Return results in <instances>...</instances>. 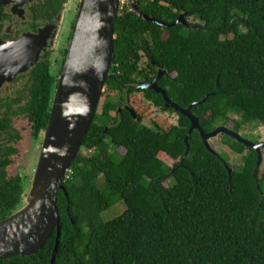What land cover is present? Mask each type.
<instances>
[{"label":"trees","instance_id":"1","mask_svg":"<svg viewBox=\"0 0 264 264\" xmlns=\"http://www.w3.org/2000/svg\"><path fill=\"white\" fill-rule=\"evenodd\" d=\"M135 5L165 23L185 13L186 26L164 28L120 10L114 20V75L106 82L111 91L134 80L138 51L146 44L169 76L158 85L173 102L185 109L208 95L191 109L205 133L229 123L238 135L248 125H264V0H136ZM190 17L197 22L189 23ZM35 71L32 99L22 110L33 141L46 128L56 87L47 63ZM143 92L154 106L172 112L163 108L160 94ZM117 106L105 100L96 112L64 191L57 193L61 239L54 264H264V175L255 170L256 152L223 134L222 144L241 155V164L228 175L226 156L206 151L197 131L188 134L186 117L166 131L124 112L106 125ZM11 128L9 118L0 119V220L21 208L27 189L22 176L6 173L20 140ZM120 148L123 155L116 152ZM120 202L125 210L119 216L102 219ZM54 239L52 234L36 254L0 264H50Z\"/></svg>","mask_w":264,"mask_h":264},{"label":"water","instance_id":"2","mask_svg":"<svg viewBox=\"0 0 264 264\" xmlns=\"http://www.w3.org/2000/svg\"><path fill=\"white\" fill-rule=\"evenodd\" d=\"M41 0H0V6L21 5ZM120 11V0H80L78 13L72 28L66 58L58 79L45 130L42 133L40 153L23 205L17 211L0 220V260L11 257L36 254L47 240L55 234L50 264H54L61 239V221L57 206V193L64 191L63 181L70 171L76 156L81 150L85 137L97 112L98 104L113 66L114 20ZM137 17L164 28L176 25L186 26V14H180L172 23L157 21L142 14L135 4L130 10ZM164 71L146 85H139L158 93L164 108L175 110L189 120L188 134L197 131L206 151L218 154L210 147L208 140L224 134L232 137L246 148L256 152L255 170L261 163V147L254 144L227 127L221 126L205 133L199 119L192 115L191 109L202 101L182 109L173 103L167 92L158 87ZM213 94V93H212ZM131 116L135 114L130 110ZM185 155L188 153V136L184 138ZM228 175L231 169L227 166Z\"/></svg>","mask_w":264,"mask_h":264},{"label":"flooded vegetation","instance_id":"3","mask_svg":"<svg viewBox=\"0 0 264 264\" xmlns=\"http://www.w3.org/2000/svg\"><path fill=\"white\" fill-rule=\"evenodd\" d=\"M48 1L41 0L27 2L21 5L8 4L0 6V119L9 118L11 129L15 132H17L15 123L16 121H21L19 119L27 121L30 133L32 132L27 115L22 110L26 103L32 99L31 89L35 85L37 77V71L35 70L38 66L43 63L48 64L49 74L54 78L57 87L66 58L72 28L78 13L80 0L77 1V6H74V9L76 7V15L68 23L66 43L60 51L61 42L63 43L61 37L62 29L65 24V17L68 14L66 9L69 7L70 2L69 0H53L54 6L46 7L45 5ZM187 21L189 22V20ZM159 71H164L161 78L167 76L165 70L156 66L150 56L149 46L144 44V49L138 51L137 69L133 77L134 80L128 84L120 85V89L116 91H111L107 85L104 87L101 95V99L103 100L101 106L105 100L118 102L116 110L110 113L112 119L106 125H113L118 122L119 115L123 112L135 122L143 124L144 116L147 117L151 112L150 109L153 107L163 112L174 114L177 117L176 123L170 126L177 125L179 116H181L179 113L175 110L170 109L172 111L170 112L154 106L152 101L143 92L149 89L139 88V85L151 83L158 76ZM113 75L114 72L111 73L110 78ZM158 87L160 86L158 85ZM130 110L134 112L135 118L131 116ZM147 127L153 129L155 125L151 124V126ZM106 130L107 127L104 129V133ZM163 130L166 131L167 129ZM17 134L19 135L18 132ZM40 139H42L41 136L38 140L33 141L32 139V141L39 142ZM1 142H3V138H0ZM116 152L120 154L118 149ZM11 157L9 158L10 161Z\"/></svg>","mask_w":264,"mask_h":264},{"label":"rangeland","instance_id":"4","mask_svg":"<svg viewBox=\"0 0 264 264\" xmlns=\"http://www.w3.org/2000/svg\"><path fill=\"white\" fill-rule=\"evenodd\" d=\"M78 0H69V7H67V15L65 17V24L62 29V41L61 42V49L65 46L66 40V33L68 31V23L74 19L76 15V7ZM190 23H196L197 20L190 17L188 18ZM102 99H100L97 113H100ZM151 112L147 117L144 116L143 125L151 126V124H157L160 128L163 129L169 128L170 125L175 124L176 116L169 112H163L160 109L152 108L150 109ZM232 119H236L235 116L231 115ZM21 121H16L15 127L17 132L19 133L21 139L14 145L17 150V154L11 157V164L6 168V173L8 177H14L15 175L22 176L24 183L26 184V192L30 188V183L32 180V176L36 167L37 159L40 153V146L42 139L39 142H33L31 139V133L29 130V124L27 121H22L23 119H19ZM232 126L231 123L228 124L227 128L230 129ZM222 135H218L217 137L211 138L208 140L210 147L218 154L222 156H226V166L231 170L234 167H237L241 164V155L236 154L230 151L226 146L222 144ZM239 135L250 141L257 143H264V125H248L245 129L241 130ZM42 138V135H41ZM264 146L261 147V163L258 167L259 175H264ZM120 154L124 153L123 149H119ZM86 153V152H85ZM89 153V152H88ZM165 163L170 164V161H164ZM125 210V206L122 202L116 204L115 206L111 207L110 209L106 210L101 214L102 219L110 220L117 216H119Z\"/></svg>","mask_w":264,"mask_h":264},{"label":"built area","instance_id":"5","mask_svg":"<svg viewBox=\"0 0 264 264\" xmlns=\"http://www.w3.org/2000/svg\"><path fill=\"white\" fill-rule=\"evenodd\" d=\"M136 0H120V10L129 9L132 4H135Z\"/></svg>","mask_w":264,"mask_h":264}]
</instances>
